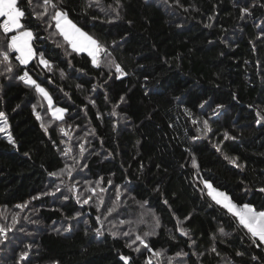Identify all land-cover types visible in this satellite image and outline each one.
<instances>
[{"label":"trees","instance_id":"trees-1","mask_svg":"<svg viewBox=\"0 0 264 264\" xmlns=\"http://www.w3.org/2000/svg\"><path fill=\"white\" fill-rule=\"evenodd\" d=\"M16 3L33 57L0 25V264H264L207 186L264 210V0Z\"/></svg>","mask_w":264,"mask_h":264},{"label":"rangeland","instance_id":"rangeland-1","mask_svg":"<svg viewBox=\"0 0 264 264\" xmlns=\"http://www.w3.org/2000/svg\"><path fill=\"white\" fill-rule=\"evenodd\" d=\"M60 13L61 12L57 13V16ZM63 14H65V13H63ZM57 16H56V26H57L58 30L65 36V38L71 43L72 47L76 50H79V51H81V50L87 51L92 56L93 62L95 64H98L100 47H99L97 41L92 36H90L87 32L82 31L78 26H76L69 19H64V17H62L63 16L62 14H60V17L58 19H57ZM68 20H69V22H68ZM12 27L16 29L15 36H13L11 39L12 48L13 49H20V48L27 47V48L32 50V38H33L32 31L28 28H25V27H21V29H20V28H18V26L14 25V24H12ZM120 74H122L121 69H120ZM30 80L32 81V78H30ZM37 87L43 93V95L45 96V98L47 99V101L51 105L53 103V99H52L51 95L49 94V92L41 85H38ZM64 112L65 111L60 107L52 108V113L56 118H62L64 116ZM5 122H6L5 114L0 113V124H1L0 129H2V130L5 129V125H4ZM207 186H208V184H207ZM146 216H147V213H142V214L140 212L136 213L134 216L135 225L132 226V224H131L130 225L131 229L135 230L137 227H139V224H138L139 220L146 217ZM260 227L262 229L261 232L264 233V224L261 225V223H260Z\"/></svg>","mask_w":264,"mask_h":264},{"label":"crops","instance_id":"crops-1","mask_svg":"<svg viewBox=\"0 0 264 264\" xmlns=\"http://www.w3.org/2000/svg\"><path fill=\"white\" fill-rule=\"evenodd\" d=\"M0 14L5 17L10 29L9 30H16L12 27V24L18 26V28L21 29V15L22 12L17 6L16 0H0ZM64 19H68V17L63 14ZM60 14H58L57 19L60 17ZM69 22V20H68ZM15 36V34L13 35ZM18 52V56L21 59V61L26 64L28 63L32 57L33 52L31 49L24 47L20 49H16Z\"/></svg>","mask_w":264,"mask_h":264},{"label":"bare ground","instance_id":"bare-ground-1","mask_svg":"<svg viewBox=\"0 0 264 264\" xmlns=\"http://www.w3.org/2000/svg\"><path fill=\"white\" fill-rule=\"evenodd\" d=\"M210 186L211 184L208 183ZM213 186V185H212ZM214 187V186H213ZM211 195H213L220 203L227 206L230 210H235L236 213L239 215V217L242 219V221L249 226L253 231L258 233L263 239H264V233L261 232L262 229L260 227L264 224V217L259 216L257 219L254 217L253 213L251 212L249 207H238V209H234V203L232 201V198L227 195L225 192L219 189H214L212 192H210ZM263 222V223H262Z\"/></svg>","mask_w":264,"mask_h":264},{"label":"water","instance_id":"water-1","mask_svg":"<svg viewBox=\"0 0 264 264\" xmlns=\"http://www.w3.org/2000/svg\"><path fill=\"white\" fill-rule=\"evenodd\" d=\"M211 184L209 187H208V189H209V191L210 192H212V190H214V189H219V188H216V187H213L212 186V183L211 182H209V181H207V184ZM219 190H222V189H219ZM223 192H225L227 195H229L230 196V194L229 193H227L226 191H224V190H222ZM213 196V195H212ZM214 197V196H213ZM231 197V196H230ZM215 198V197H214ZM216 199V198H215ZM217 200V199H216ZM218 201V200H217ZM232 201H233V205H234V209H238V207H249L250 208V210H251V212L253 213V215H254V217L256 218H258L259 216H261V217H264V210H254L253 208H252V205H250V204H247V203H244V204H238V203H236L233 199H232ZM227 207V206H226ZM232 210V209H231ZM233 212H235L236 213V211L235 210H232ZM237 214V213H236ZM238 215V214H237ZM239 216V215H238ZM256 218V219H257ZM242 220V219H241ZM263 220H264V218H263ZM243 222V221H242ZM244 223V222H243ZM245 224V223H244ZM246 225V224H245ZM247 226V225H246ZM249 227V226H248ZM250 228V227H249ZM250 230L252 231V233H254L255 235H258L263 241H264V239L258 234V233H256L255 231H253L251 228H250Z\"/></svg>","mask_w":264,"mask_h":264},{"label":"built area","instance_id":"built-area-1","mask_svg":"<svg viewBox=\"0 0 264 264\" xmlns=\"http://www.w3.org/2000/svg\"><path fill=\"white\" fill-rule=\"evenodd\" d=\"M0 25L5 29V30H9L10 27L6 21V19L0 14ZM28 77L24 76V80H27Z\"/></svg>","mask_w":264,"mask_h":264}]
</instances>
